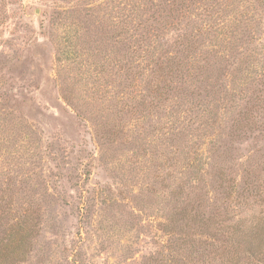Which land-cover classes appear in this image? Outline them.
Listing matches in <instances>:
<instances>
[{"label":"rangeland","instance_id":"rangeland-1","mask_svg":"<svg viewBox=\"0 0 264 264\" xmlns=\"http://www.w3.org/2000/svg\"><path fill=\"white\" fill-rule=\"evenodd\" d=\"M258 222L264 0H0V264H264Z\"/></svg>","mask_w":264,"mask_h":264},{"label":"trees","instance_id":"trees-1","mask_svg":"<svg viewBox=\"0 0 264 264\" xmlns=\"http://www.w3.org/2000/svg\"><path fill=\"white\" fill-rule=\"evenodd\" d=\"M259 225H260L259 226V229L258 228L256 229V232H255L256 234H258L260 231H262V232L264 231V225L263 224H260V223H259ZM250 230L252 231L253 229H250Z\"/></svg>","mask_w":264,"mask_h":264}]
</instances>
